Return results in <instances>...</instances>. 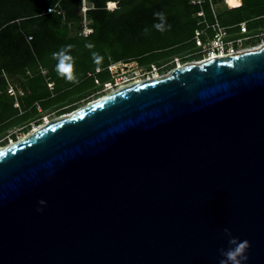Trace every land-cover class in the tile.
I'll use <instances>...</instances> for the list:
<instances>
[{
    "label": "water",
    "instance_id": "1",
    "mask_svg": "<svg viewBox=\"0 0 264 264\" xmlns=\"http://www.w3.org/2000/svg\"><path fill=\"white\" fill-rule=\"evenodd\" d=\"M0 153V264H219L225 228L264 264V45L120 87Z\"/></svg>",
    "mask_w": 264,
    "mask_h": 264
},
{
    "label": "trees",
    "instance_id": "2",
    "mask_svg": "<svg viewBox=\"0 0 264 264\" xmlns=\"http://www.w3.org/2000/svg\"><path fill=\"white\" fill-rule=\"evenodd\" d=\"M82 1L0 0V138L7 130L27 124L40 111L57 110L61 115L75 110L65 107L98 89L97 83L112 82L111 64L135 62L146 68L160 67L178 54L195 51L191 41L195 14L200 9L208 17L210 14L207 0L202 5L191 4V0H85L91 6L86 11L91 33L84 36ZM107 2H116L117 8L106 9ZM158 12L165 14L166 24L171 26L164 32L153 27L160 22L154 16ZM234 12L241 14L236 22L222 18L221 24L247 21L251 33L264 28V0H242L240 8L226 10V14ZM72 26L76 28L73 36L69 34ZM68 45L78 83L56 71L53 53ZM93 53L103 58L99 64L94 62ZM13 77L24 79L19 107H14V98L6 92V80ZM46 77L54 83L53 91L47 88Z\"/></svg>",
    "mask_w": 264,
    "mask_h": 264
},
{
    "label": "rangeland",
    "instance_id": "3",
    "mask_svg": "<svg viewBox=\"0 0 264 264\" xmlns=\"http://www.w3.org/2000/svg\"><path fill=\"white\" fill-rule=\"evenodd\" d=\"M86 2V1H85ZM84 0L82 1V3H84V5H86L87 9L91 8V6L87 3H85ZM82 5V4H81ZM214 10L215 13L217 15V17L220 19H226L229 22L233 23L236 22L239 19V16H241V14L239 12H234L232 14H226L225 8L223 6V4L221 3L220 0L215 1V5H214ZM80 15L82 16V30H81V34L86 33L85 28H88L89 26V21L87 19L86 16V12H81L80 9ZM261 31H264V28H261L259 30H257L256 32L253 33H259ZM69 34L71 36L76 34V28L75 26H72L70 28V32ZM239 36V35H237ZM258 40L252 41L251 43H254ZM249 42H246V44ZM183 54H178L177 56H175L174 58H171L167 63L162 64L160 67L156 66V65H151L150 68H146L140 65H137L135 62H129L127 64H122V63H116L115 66L113 67V70L110 71L111 73V78H112V84L110 86H105V84L101 85L100 84H96V86H99L98 89H96L95 91H91L89 93L88 96H86L85 98L76 101L73 104H70L68 106L65 107V109H80L83 106L87 105L88 103L95 101L105 95H107L108 93H111L114 90L118 89L120 86L122 85H129L132 83H135L137 81H144V80H148V79H153L155 77H165L167 76L171 71H172V67H176L178 64L179 65H183L182 61H181V57ZM173 65V66H171ZM152 66H156V68H152ZM171 67V68H168ZM174 69V68H173ZM43 73H46V71H42ZM97 72V70H96ZM44 75V74H42ZM14 78V77H13ZM7 78V83H12L14 85H16V88L19 90H22V81H24L23 77H16V78ZM116 78H121L120 83L117 84V82H115ZM46 81V86L49 89V91H53L54 89V83L51 82L49 80L48 77L45 78ZM53 87V88H52ZM7 92V91H6ZM73 107V108H71ZM75 110H69L68 113L65 114H61L59 115L57 113V110H47V111H40L38 115H36L34 117V119L30 120L27 124L23 125L22 127L19 128H12L7 130V132L0 138V144L1 145H7L10 143H13L15 141H18L20 139H22L23 137H25V135H27L28 133H30L35 127L43 125L44 123H47L49 121H52L54 119H57L58 117L67 115L72 113ZM66 111V110H64ZM28 127V130H26ZM12 135H15V138L12 139Z\"/></svg>",
    "mask_w": 264,
    "mask_h": 264
},
{
    "label": "built area",
    "instance_id": "4",
    "mask_svg": "<svg viewBox=\"0 0 264 264\" xmlns=\"http://www.w3.org/2000/svg\"><path fill=\"white\" fill-rule=\"evenodd\" d=\"M207 1L210 11L209 17L203 9H200L195 14V17L197 18L196 29L194 30V34L191 39V41L194 43V46L196 48L195 51L196 54L199 55V58L187 64H200L202 62L215 58L238 55L247 51H251V49L253 50L257 46L264 45V31H261L259 33H251L246 22H241L230 26L221 25L214 10L215 4L213 0ZM222 1L225 6L229 8L227 1ZM203 2L204 0L190 1V3L194 5H202ZM109 3L110 2L106 3V9L113 11L117 8L116 2H112L115 7H110ZM80 9L81 12L84 13L88 10L84 3H82ZM47 12H50L49 9L47 10ZM84 31H86V33H82L84 36H87L91 33V29L89 27L85 28ZM254 40H258L255 45L251 43ZM246 42L249 43L246 44ZM114 66L115 64H111L108 66V69L112 71ZM180 66L182 65L178 64L176 67ZM152 68H156V66H152ZM97 72H99V69H97ZM42 74L45 73L42 72ZM115 80V82L119 84L121 78H116ZM112 83L113 82L106 83L105 86H110ZM6 91L9 96L14 98V107H19L17 99L18 97L23 96V91L17 89L16 85L10 82L8 83ZM3 147L4 146L0 144V149Z\"/></svg>",
    "mask_w": 264,
    "mask_h": 264
},
{
    "label": "clouds",
    "instance_id": "5",
    "mask_svg": "<svg viewBox=\"0 0 264 264\" xmlns=\"http://www.w3.org/2000/svg\"><path fill=\"white\" fill-rule=\"evenodd\" d=\"M112 7H115V5H112ZM49 11L51 12V9H49ZM154 16L160 21L153 25L156 30L164 32L171 27L166 24V17L163 12L155 13ZM148 31L149 30L145 28L144 34H147ZM70 48L71 45H68L61 48L59 52L53 53L54 58L57 59L56 71L62 78H66L70 82L78 83V78L73 74V57L68 54ZM92 55L94 62L97 64L103 59L98 53H93ZM38 203L43 206L45 201L41 200ZM37 210L39 211L40 209ZM223 235L227 237L228 247L219 250V255L221 257L219 264H245V261L247 260L245 252L249 247L248 241H241L238 238L233 237L227 228L223 230Z\"/></svg>",
    "mask_w": 264,
    "mask_h": 264
},
{
    "label": "bare ground",
    "instance_id": "6",
    "mask_svg": "<svg viewBox=\"0 0 264 264\" xmlns=\"http://www.w3.org/2000/svg\"><path fill=\"white\" fill-rule=\"evenodd\" d=\"M227 1V3H228V5H229V7H231L232 9H237V8H240L241 6H242V4H241V0H226ZM112 5H113V3L112 2H110L109 3V6L110 7H112ZM262 45H260V46H257V47H255L253 50H256V49H259V47H261ZM252 50V49H251ZM155 78H158V77H155ZM138 82H141V81H137V82H135V83H138ZM124 86H126V85H122V86H120V87H124ZM119 87V88H120ZM113 91H114V89H113ZM36 128V127H35ZM26 136V135H25Z\"/></svg>",
    "mask_w": 264,
    "mask_h": 264
},
{
    "label": "flooded vegetation",
    "instance_id": "7",
    "mask_svg": "<svg viewBox=\"0 0 264 264\" xmlns=\"http://www.w3.org/2000/svg\"><path fill=\"white\" fill-rule=\"evenodd\" d=\"M198 58H199V55L196 54V51H191L189 53L182 55L181 61H182V64L185 65L191 61L197 60Z\"/></svg>",
    "mask_w": 264,
    "mask_h": 264
},
{
    "label": "crops",
    "instance_id": "8",
    "mask_svg": "<svg viewBox=\"0 0 264 264\" xmlns=\"http://www.w3.org/2000/svg\"><path fill=\"white\" fill-rule=\"evenodd\" d=\"M221 1V3L223 4V6H224V8H225V11L227 10V9H232L231 7H226L225 6V4L223 3V1L222 0H220ZM214 2V1H213ZM214 4H215V2H214ZM241 4H242V0H241ZM218 20H219V18H218ZM219 22H220V20H219ZM244 22H246L247 23V21H244ZM241 23V22H240ZM220 24H221V22H220ZM236 24V23H235ZM235 24H230V25H235ZM238 24V23H237ZM221 25H223V24H221ZM230 25H223V26H230ZM247 25H248V23H247ZM250 30V29H249Z\"/></svg>",
    "mask_w": 264,
    "mask_h": 264
},
{
    "label": "snow or ice",
    "instance_id": "9",
    "mask_svg": "<svg viewBox=\"0 0 264 264\" xmlns=\"http://www.w3.org/2000/svg\"><path fill=\"white\" fill-rule=\"evenodd\" d=\"M3 155V153H0V156H2Z\"/></svg>",
    "mask_w": 264,
    "mask_h": 264
}]
</instances>
